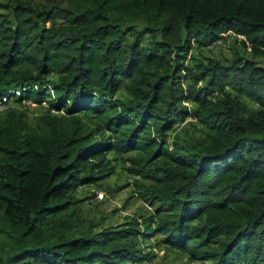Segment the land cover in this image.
Masks as SVG:
<instances>
[{
	"label": "trees",
	"instance_id": "1",
	"mask_svg": "<svg viewBox=\"0 0 264 264\" xmlns=\"http://www.w3.org/2000/svg\"><path fill=\"white\" fill-rule=\"evenodd\" d=\"M231 34L230 57L195 53ZM3 104L0 264H139L159 234L264 264V0H5ZM185 120L202 134L171 136ZM112 152L153 209L97 231L73 193Z\"/></svg>",
	"mask_w": 264,
	"mask_h": 264
},
{
	"label": "rangeland",
	"instance_id": "2",
	"mask_svg": "<svg viewBox=\"0 0 264 264\" xmlns=\"http://www.w3.org/2000/svg\"><path fill=\"white\" fill-rule=\"evenodd\" d=\"M38 1V0H36ZM5 2V0H0ZM234 36L231 34L225 38H221L213 48H206L195 52L200 57L202 56H217V57H230L232 54L231 47L234 45ZM244 54L249 55L250 51H243ZM127 81V80H125ZM122 88L121 94L125 93ZM248 101L251 106L255 107L256 104L249 99L243 98ZM30 104L31 114H36L40 105L28 102ZM48 106V103H42ZM6 105V104H3ZM5 106L0 105V109H5ZM185 120L182 124H177L176 129L173 130L172 135L178 131L182 133L183 139L188 137L200 136V125L190 124ZM130 154L124 156H116L115 152L110 153L111 158L117 165L116 172L107 178L99 180L97 184L82 185L73 194L74 197L80 199L78 202L79 211L82 216L92 220L97 224V231L107 226L118 227L129 221L131 217H136L140 214H147L152 211L153 207L150 203L141 196L137 191V183L135 176L127 169L130 166L128 160ZM131 155H134L132 153ZM161 235L153 236L146 244L152 243L151 248L155 250L154 259H147L140 261L141 264H203L201 260H193L190 253L179 251L176 248L169 247L165 244H158ZM158 242V243H157ZM145 261V262H144Z\"/></svg>",
	"mask_w": 264,
	"mask_h": 264
},
{
	"label": "built area",
	"instance_id": "3",
	"mask_svg": "<svg viewBox=\"0 0 264 264\" xmlns=\"http://www.w3.org/2000/svg\"><path fill=\"white\" fill-rule=\"evenodd\" d=\"M218 42H219V41H218ZM216 43H217V42L210 44V45H209V48H213V47L215 46ZM1 106H5V107H7V104H6V105H1ZM144 262H145V261H144ZM139 264H141V263H139Z\"/></svg>",
	"mask_w": 264,
	"mask_h": 264
}]
</instances>
